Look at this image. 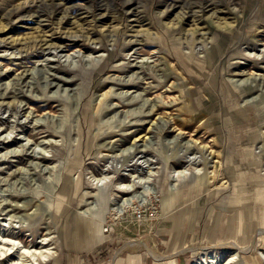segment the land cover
<instances>
[{"label":"rangeland","instance_id":"1","mask_svg":"<svg viewBox=\"0 0 264 264\" xmlns=\"http://www.w3.org/2000/svg\"><path fill=\"white\" fill-rule=\"evenodd\" d=\"M0 240L264 264V0H0Z\"/></svg>","mask_w":264,"mask_h":264},{"label":"bare ground","instance_id":"2","mask_svg":"<svg viewBox=\"0 0 264 264\" xmlns=\"http://www.w3.org/2000/svg\"><path fill=\"white\" fill-rule=\"evenodd\" d=\"M17 52H18V51H17ZM219 54H220V53H219ZM38 63H39V62H38ZM190 66H191V65H190ZM48 68H49V67H48ZM240 94H241V93H240ZM189 105H190V104H189ZM196 108H197L196 106H192V107H190V111L193 112ZM197 109H198V108H197ZM190 111H189V109H188V111H187V115H184V114H183V117L188 116ZM183 117H182V118H183ZM189 119H190V118H189ZM202 119H203V117H202ZM243 125H244V124H243ZM245 132H246V131H245ZM239 133H240V132H239ZM239 137H240V136H239ZM232 140H233V139H232ZM240 148H241V147H240ZM183 149H184V148H183ZM237 149H238V148H237ZM235 150H236V149H235ZM191 153H192V152H191ZM187 154H188V153H187ZM196 161H197V160H196ZM195 164H196V163H195ZM183 174L185 175L184 172L181 173V172L179 171L178 174H177V176L180 177V176H182ZM150 177H151V176H150ZM142 178H144V177H140V179H138V180H141ZM143 180H145V181H143V182H141V181H137V182H135V183H133V184H128L126 187H130V186H132V185L134 186V185H136V183H137L138 185H140V184L145 185V184L148 182V179H146V178H144ZM244 182H245V181H244ZM151 183H152V182H151ZM69 185H70V184H69ZM69 187H70V186H69ZM72 187H73V186H72ZM126 187H125V188H126ZM120 191H121V190H120ZM11 233H12V232H11ZM220 237H221V236H220ZM220 237H218L219 239L217 238L218 240H215V241H214V239H211V240L214 241V243H215V244H213L212 247L215 248V247H218V246H221V245H230V246H232L231 248H233V249H235V250L238 249L237 247H233V246H234V243H233L232 241H229V242H228L227 240L220 239ZM210 238H212V236H211ZM210 238H209V239H210ZM100 239H101V238H100ZM3 241H5V240H3ZM7 241H8V240H7ZM41 242H42V244H44V243H43L44 241H40V244H41ZM0 244H3V243H2V240H0ZM35 244H38V243L35 242ZM11 247H12V246L7 247V249H5L4 247H2L1 250H0L2 253L0 252V255H1V254H4L5 251H6V250L8 251ZM42 247H43V245L41 246V248H42ZM50 247H51V246H50ZM39 248H40V247H39ZM186 248H187V249H192V250H198V249H202V246L197 245V244H190V245L186 246L184 249H181L180 251H184ZM205 248H206V247H205ZM205 248H204V249H205ZM4 249H5V251H4ZM223 249H224V248H223ZM2 250H3V251H2ZM11 250H12V249H10V251H11ZM14 250H15V249H14ZM202 250H203V249H202ZM245 250H248V248H245ZM7 251H6V252H7ZM10 251H9V252H10ZM48 251H49V248H46L45 250H41L40 252H41V254L43 255V257H44V255H45V257H46L47 255H50V254H51V253L49 254ZM36 252H37V251H36ZM22 253H23V252H22ZM11 254H12V253H9V255H11ZM34 254H35V253H34ZM4 255H5V254H4ZM19 255H20V254H19ZM38 255H39V254H38ZM19 257H20V256H19ZM157 257H159V256H157ZM166 257H168V256H166ZM4 258H5V257H4ZM160 259H166V258L161 257ZM49 260H50V259H49ZM20 261H22V259H21ZM16 262H17V261H16ZM211 262H212V261H211ZM10 263H11V262H10ZM14 263H15V262H14ZM18 264H20V263H18ZM22 264H24V263L22 262Z\"/></svg>","mask_w":264,"mask_h":264},{"label":"crops","instance_id":"3","mask_svg":"<svg viewBox=\"0 0 264 264\" xmlns=\"http://www.w3.org/2000/svg\"><path fill=\"white\" fill-rule=\"evenodd\" d=\"M184 236L186 237L187 235H184ZM179 240H181V239L179 238ZM176 258L178 259V261H182L181 258L178 257V255Z\"/></svg>","mask_w":264,"mask_h":264}]
</instances>
